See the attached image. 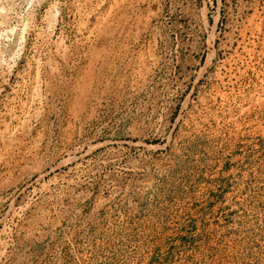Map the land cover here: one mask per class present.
<instances>
[{
  "label": "rangeland",
  "instance_id": "374dc122",
  "mask_svg": "<svg viewBox=\"0 0 264 264\" xmlns=\"http://www.w3.org/2000/svg\"><path fill=\"white\" fill-rule=\"evenodd\" d=\"M0 264H264V0H0Z\"/></svg>",
  "mask_w": 264,
  "mask_h": 264
},
{
  "label": "bare ground",
  "instance_id": "6f19581e",
  "mask_svg": "<svg viewBox=\"0 0 264 264\" xmlns=\"http://www.w3.org/2000/svg\"><path fill=\"white\" fill-rule=\"evenodd\" d=\"M13 132V131H12Z\"/></svg>",
  "mask_w": 264,
  "mask_h": 264
}]
</instances>
